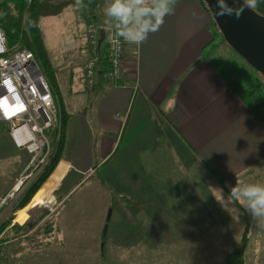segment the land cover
Segmentation results:
<instances>
[{
	"label": "crops",
	"instance_id": "crops-1",
	"mask_svg": "<svg viewBox=\"0 0 264 264\" xmlns=\"http://www.w3.org/2000/svg\"><path fill=\"white\" fill-rule=\"evenodd\" d=\"M255 3L264 11V0ZM99 14L106 19L104 10ZM210 22L199 0H176L174 12L165 17L158 32L150 33L139 46L126 42L122 87L103 84L85 90L83 64L77 80L71 74L58 81V118L66 117L62 158L22 215L29 217L28 210L42 207L49 201L45 198H55L56 207L61 205L81 184V177L119 157L121 161L111 166L113 174L134 168L145 175L155 185L149 200H155L156 191L162 196L160 203L169 204L174 216L179 214V199L193 194L192 177L197 190L205 186L203 174L225 182L243 172L249 174L264 159V129L201 58L211 40ZM246 156L256 162L249 163ZM28 160L29 155L13 145L3 126L0 197L14 186ZM149 200L144 203L150 204ZM154 208L145 210L146 214L161 220L165 215L159 214L161 209L154 214ZM7 215L6 210L0 212V223Z\"/></svg>",
	"mask_w": 264,
	"mask_h": 264
},
{
	"label": "rangeland",
	"instance_id": "rangeland-1",
	"mask_svg": "<svg viewBox=\"0 0 264 264\" xmlns=\"http://www.w3.org/2000/svg\"><path fill=\"white\" fill-rule=\"evenodd\" d=\"M74 3L73 0H45L47 5L42 8L40 29L51 73L57 83L70 78L71 74L77 80L81 65L87 61L85 21ZM28 4H31L30 0ZM45 8H50L48 14ZM209 29L217 32L213 20ZM219 42L216 40L215 44ZM101 44L102 48L106 47L105 41ZM217 50L224 62L243 63L229 46L221 43ZM37 63L50 82L49 73L43 70L41 61L37 60ZM121 159L117 157L112 164L109 162L95 173L81 177V184L52 214L45 208L36 207L28 210L29 217L21 216L18 220L21 225L14 224L22 226L26 222L31 227L24 230L4 228L0 262L237 264L235 254L240 251L242 264H264V230L256 227L239 202L228 198L230 188L235 185H264V159L253 165L249 174L243 172L225 182H215L211 174L210 179L203 174L205 186L197 190V181L192 177L193 194L179 199L182 205L179 202L176 207L179 214L174 213V216L169 204L160 203L158 197L162 196L156 191L155 200H149L154 195L155 185L145 180V175L134 168L127 173L113 174L111 166ZM246 159L249 163L256 162L252 156H246ZM29 162L30 157L26 166ZM10 166L12 170L16 169L13 164ZM27 190L20 195L17 207ZM45 199L56 202L55 198ZM147 200L150 204L144 203ZM125 201L136 204L134 207L139 212L135 213L132 204L127 205ZM153 207L154 214L155 210H162L159 214L165 216L161 220L156 215L146 214L145 210ZM43 210L49 216L39 220ZM246 229L248 242L243 249L241 237Z\"/></svg>",
	"mask_w": 264,
	"mask_h": 264
},
{
	"label": "built area",
	"instance_id": "built-area-1",
	"mask_svg": "<svg viewBox=\"0 0 264 264\" xmlns=\"http://www.w3.org/2000/svg\"><path fill=\"white\" fill-rule=\"evenodd\" d=\"M85 14H89L87 10ZM102 30L105 48L100 44ZM84 40L87 61L82 74L86 88L90 91L98 84L96 70L99 55L108 63L102 82L122 87L127 70L126 42L110 26L93 22L85 26ZM57 114L50 86L33 54L25 49L9 50L5 35L0 31V134L2 127H6L13 145L30 157L14 186L4 197H0V212L6 210L9 215L7 220L12 221L8 229L15 224L12 218L17 212L20 195L39 180L52 153L50 134L58 127ZM53 202L48 201L41 206L52 214L57 204ZM3 235L4 232H0V240Z\"/></svg>",
	"mask_w": 264,
	"mask_h": 264
},
{
	"label": "trees",
	"instance_id": "trees-1",
	"mask_svg": "<svg viewBox=\"0 0 264 264\" xmlns=\"http://www.w3.org/2000/svg\"><path fill=\"white\" fill-rule=\"evenodd\" d=\"M44 1L45 0H32L31 4H28V0H0V30L5 33L6 42L9 49H25L33 54L36 61H41L43 70L49 73L50 82L48 81V84L50 86L54 102L58 111L59 101L56 98L57 81L55 80L54 75L51 73V67L47 59L46 51L43 44L42 33L40 29V21L42 18V8L44 5ZM73 1L76 4V0ZM199 1L203 10L205 11L209 19L212 21L210 12L208 11L206 5L202 2V0ZM110 2L111 0H82V6H78L76 4V7L79 11V15L84 18L85 26L90 22H93L100 26H110L108 18L103 20L101 19L99 14L101 9L107 3ZM249 7H251L258 14L264 16V11H262L256 3L255 5ZM86 10L89 13L87 16L85 14ZM216 40H220V42L218 44H215ZM221 43L227 45L219 30L217 29V32L215 33L211 31V40L209 41L208 45L202 49L201 58L206 61L209 66L213 70H215L216 73L222 78L227 89L231 92V94H233V96H235L241 102V104L246 109V112L249 117L264 129L263 77L232 49L231 50L237 55L239 59H241L243 63L237 64L232 61L224 62L225 59L220 58V55L217 50L219 44ZM208 53H211L210 56L208 55ZM213 55H215V57ZM97 64L99 65L96 70L98 84L95 86V88H98L103 84L107 85L102 82V74L106 72L108 68V63L102 59L101 55H99L97 56ZM83 66L84 64L82 65V70ZM84 89L89 91L86 88L85 84ZM58 117L59 112L57 114L58 127L55 129L56 132L54 131L50 134V142L51 137L53 139L51 143L52 153L47 161V164L39 180L34 183V185L29 187L25 194V197L18 206V209L24 208L30 202V200L39 192V190L43 187V185L52 175L59 161L62 158V153L64 150V129L66 126V117L62 119H59ZM47 216H49V213L43 210V213L40 216L39 220ZM10 224L11 221L9 219L2 223V225L0 226V232H2L4 228L8 227ZM29 226L31 227L29 223H26L23 226L14 225L12 228H20L19 230H24ZM241 241L242 247L244 249L248 242L247 229L243 233ZM1 245H4L2 241ZM235 255V259H238L239 261L237 262V264H242V253L240 251H237ZM233 263L226 262L224 264ZM0 264L2 263L0 262Z\"/></svg>",
	"mask_w": 264,
	"mask_h": 264
},
{
	"label": "clouds",
	"instance_id": "clouds-1",
	"mask_svg": "<svg viewBox=\"0 0 264 264\" xmlns=\"http://www.w3.org/2000/svg\"><path fill=\"white\" fill-rule=\"evenodd\" d=\"M245 2L253 6L255 0ZM76 4L82 6V0H76ZM175 4L176 0H111L104 7V15L118 37L139 46L150 33L160 30L165 17L174 12ZM228 198L239 202L256 227L264 230V185H235Z\"/></svg>",
	"mask_w": 264,
	"mask_h": 264
},
{
	"label": "water",
	"instance_id": "water-1",
	"mask_svg": "<svg viewBox=\"0 0 264 264\" xmlns=\"http://www.w3.org/2000/svg\"><path fill=\"white\" fill-rule=\"evenodd\" d=\"M226 44L264 80V16L244 0H202ZM100 44L104 31L100 32Z\"/></svg>",
	"mask_w": 264,
	"mask_h": 264
},
{
	"label": "bare ground",
	"instance_id": "bare-ground-1",
	"mask_svg": "<svg viewBox=\"0 0 264 264\" xmlns=\"http://www.w3.org/2000/svg\"><path fill=\"white\" fill-rule=\"evenodd\" d=\"M0 31H2V30H0ZM3 32V31H2ZM4 33V32H3ZM4 35H5V33H4ZM5 40H6V36H5ZM6 46H7V42H6ZM7 48H8V46H7ZM9 49V48H8ZM10 50V49H9ZM14 50V49H13ZM49 201H51V200H49ZM48 202V201H47ZM46 202V203H47ZM24 208H22V209H18L17 208V212L15 213V216L12 218L13 220H14V222L15 223H19L18 222V220L21 218V215H22V213L24 212ZM1 241H2V239L0 240V245H1Z\"/></svg>",
	"mask_w": 264,
	"mask_h": 264
}]
</instances>
